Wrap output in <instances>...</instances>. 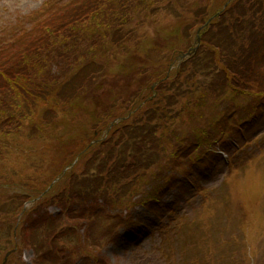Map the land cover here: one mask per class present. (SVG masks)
Instances as JSON below:
<instances>
[{
    "label": "trees",
    "instance_id": "trees-1",
    "mask_svg": "<svg viewBox=\"0 0 264 264\" xmlns=\"http://www.w3.org/2000/svg\"><path fill=\"white\" fill-rule=\"evenodd\" d=\"M111 1L107 5L116 9L118 14L110 16H115L122 24H128L130 2ZM136 1V6H140L144 0ZM179 1L186 5L184 7H196L193 13L195 20L206 16V5L189 4L192 0ZM262 3V0H238L214 21L206 29L204 36L218 32L217 40L212 49L202 51L201 60H211L216 55H222L239 37L240 42L228 59V74L232 76V80L242 84L251 82L264 61ZM97 7L98 3L93 0H79L78 3L66 5L54 4L24 18L26 25L15 23L8 26V43L3 44L0 49V135L10 133L8 130L11 128L5 129L9 123L6 122L7 118H26L31 103L39 97L50 95L49 89L58 86L56 94L59 98L75 97L80 78L76 74L62 76L74 61H79V58L88 55L92 48L101 44L93 39L88 48L80 50L81 44L85 42L83 39L89 37L88 32L98 33V29L84 28L83 24L84 17ZM66 37L74 40V43L67 46L66 40L63 41ZM194 59L197 67V58H190L186 62L191 60L192 64ZM47 60L50 62L47 63ZM46 64L49 66L46 67ZM50 66L57 68V71L52 72ZM91 75L92 73L83 77L89 78ZM178 79V72H172L169 79L156 87L158 93L150 100V108L134 112L137 118L129 126H115L104 140L90 146L84 181L99 184L103 190L109 187L115 190L116 186L122 185L138 172L157 164L163 136L173 135L174 132L159 131L147 123L155 121L158 113L165 114L167 106L162 108L161 105L170 103L173 96H165L163 90L178 91ZM198 109L199 105L193 102L188 115L192 118ZM196 136L207 142L204 136ZM73 155L70 153V158ZM69 160L63 161L60 166H64Z\"/></svg>",
    "mask_w": 264,
    "mask_h": 264
},
{
    "label": "rangeland",
    "instance_id": "rangeland-1",
    "mask_svg": "<svg viewBox=\"0 0 264 264\" xmlns=\"http://www.w3.org/2000/svg\"><path fill=\"white\" fill-rule=\"evenodd\" d=\"M45 0H0V12L7 14L16 15L17 13H27L37 7H39ZM177 22V19L171 18V14L161 13L156 16L155 20H146V25H143L141 35H145L142 40L133 49L135 54H141L142 65L146 63L145 70H150V52L154 49V42L152 41V35L158 33L160 39H158V44L163 46L169 40H176L177 36L174 35L171 39L168 38V31L172 29ZM163 50L167 51V48L163 46ZM139 61L137 56L126 62L122 69V78L126 79L128 76L125 75L126 71L130 67ZM114 66L112 62L111 67ZM115 74L119 73L117 70V65ZM108 80L113 83H118L114 77H108ZM146 84L150 86V74L143 78H136L134 83L126 89H131L135 91L139 88L141 84ZM112 83H106L108 86ZM194 88V87H189ZM196 88V87H195ZM182 99L181 97L178 100ZM91 122V115L88 110H82L81 112V124L84 126H89ZM244 135V136H243ZM239 138L232 137L227 144H224L222 148L227 152L220 155V157L213 158L211 164L204 170V173L198 175L196 173L193 178H190L189 182H185L181 187L180 191H172L168 193L165 197L166 201L174 200L172 206L173 213L172 216L177 214L181 216L195 215V223H197V236L208 238L214 236L230 237L232 235L238 236V227L246 224L252 227L251 235L254 237L256 242L259 243L257 251L255 252L253 260L248 261V264H264V196L263 200L257 199L256 202L244 203V199L248 198L252 193L253 187H258L259 182L261 183L260 189L261 193L264 191V119L259 121L253 128L246 130V132ZM242 138L249 141L248 146L245 149L238 148V144H242ZM31 143L29 142L25 145V148H29ZM219 150L222 149L221 146L218 147ZM232 149L240 150L236 157L239 158L243 153L253 159V161L243 163V167L240 165L233 172L229 173L226 177H223L225 160L223 156H228L229 151ZM42 155V154H41ZM41 155L36 154L34 157L23 156L17 159L22 160L19 166L22 170L19 171H8L7 169V182L8 185L3 187L1 190L5 193V189L8 188L12 190L19 186L20 178L24 173H33L36 176H40L43 173L41 168H28L31 159H35L36 166L38 165L37 160ZM215 156V155H214ZM10 164L9 162L6 165ZM6 165L4 168H6ZM13 167L12 165H10ZM23 171V172H22ZM198 175V176H197ZM246 175H253L255 184H251L247 195H244V181L246 180ZM16 183H13V182ZM240 182L242 193H236V188ZM7 196L0 200L4 203L3 207L5 209H10L11 202L7 199ZM8 198L11 199L10 195ZM6 202V203H5ZM234 203L243 204V208L237 207V212L230 206ZM49 209L54 211L56 208L50 206ZM194 210V211H193ZM193 211V213H192ZM205 211L208 212L209 216L205 215ZM7 210L0 215L2 219V225H0V259L3 258L5 252L13 247V241L9 240L8 234L4 231V227L7 225H13L15 223V215H8L9 219H5ZM207 219L202 220L203 216ZM153 224L148 227V231L143 229L141 231H136L135 229L130 231H120L115 227L114 223H107L102 226L99 222L95 225L94 229H91L92 238L95 245L88 246L86 244L82 245L79 243L78 239L71 234L65 235L61 240L56 241L53 244H48L46 239H40L38 244L41 252L38 254L36 250L32 247H23V249L18 250L10 262L16 260V264H37V259L41 258V264H90L93 262L97 264L95 260L89 259L88 256L92 252H98L101 249V244H98V240L103 232H108V236L111 238L100 251V255L103 254V262L100 261L99 264H166V259L159 260L156 259L149 260L147 262L137 263L139 255L147 252H153L150 250V245L155 241L162 229L159 228L157 223L165 222L166 213L152 214ZM236 218L238 223H236L235 229L232 231L230 228L232 219ZM73 222V221H72ZM184 218H176L173 220L172 225L175 226L183 223ZM63 225V223H61ZM219 228H216L218 227ZM118 230V231H117ZM119 232V233H118ZM35 233L34 231H29L27 233V238ZM48 233V232H47ZM118 233L119 236L114 242L112 239L113 234ZM53 246L55 249L52 252ZM154 249V247H153ZM57 250L62 252V255H54ZM149 250V251H148ZM50 251V252H48ZM44 252V254H42ZM65 254V255H63ZM148 255V253L146 254ZM44 257V258H43ZM179 259V257H178ZM181 264H187L181 262Z\"/></svg>",
    "mask_w": 264,
    "mask_h": 264
}]
</instances>
